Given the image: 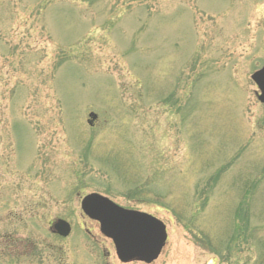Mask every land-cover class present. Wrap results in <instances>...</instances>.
Instances as JSON below:
<instances>
[{
	"label": "rangeland",
	"instance_id": "1",
	"mask_svg": "<svg viewBox=\"0 0 264 264\" xmlns=\"http://www.w3.org/2000/svg\"><path fill=\"white\" fill-rule=\"evenodd\" d=\"M263 62L264 0H0V264H123L91 193L152 264H264Z\"/></svg>",
	"mask_w": 264,
	"mask_h": 264
},
{
	"label": "water",
	"instance_id": "2",
	"mask_svg": "<svg viewBox=\"0 0 264 264\" xmlns=\"http://www.w3.org/2000/svg\"><path fill=\"white\" fill-rule=\"evenodd\" d=\"M252 80L260 91L258 100L264 104V65L252 75ZM90 118L94 121L97 115L92 113ZM81 208L87 217L99 222L101 233L113 241L122 263L138 261L151 264L166 245L168 234L165 224L149 214L124 209L97 193L85 196ZM52 233L66 238L71 233V226L64 220H57Z\"/></svg>",
	"mask_w": 264,
	"mask_h": 264
},
{
	"label": "trees",
	"instance_id": "3",
	"mask_svg": "<svg viewBox=\"0 0 264 264\" xmlns=\"http://www.w3.org/2000/svg\"><path fill=\"white\" fill-rule=\"evenodd\" d=\"M237 223H239V222H237ZM238 230H241V226L240 225H238L237 228H236V231H238Z\"/></svg>",
	"mask_w": 264,
	"mask_h": 264
}]
</instances>
